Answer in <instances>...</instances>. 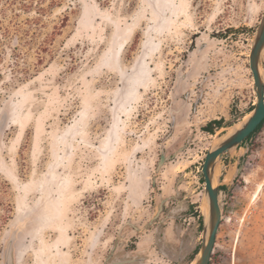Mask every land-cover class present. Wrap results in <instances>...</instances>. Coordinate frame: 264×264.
Listing matches in <instances>:
<instances>
[{"label": "rangeland", "instance_id": "1", "mask_svg": "<svg viewBox=\"0 0 264 264\" xmlns=\"http://www.w3.org/2000/svg\"><path fill=\"white\" fill-rule=\"evenodd\" d=\"M7 3L0 264L13 236V264H191L206 154L256 104L249 57L264 0ZM260 65L264 79V55ZM215 185L210 264H264V127L218 161Z\"/></svg>", "mask_w": 264, "mask_h": 264}, {"label": "water", "instance_id": "2", "mask_svg": "<svg viewBox=\"0 0 264 264\" xmlns=\"http://www.w3.org/2000/svg\"><path fill=\"white\" fill-rule=\"evenodd\" d=\"M263 55L264 15L257 29L249 57L250 69L253 73L256 93V104L254 105V109L251 112L252 115L240 129L235 130V132L232 134H227L225 139L220 140L213 148H211V150L208 151L202 167L201 175L203 176L204 182L206 183L205 194L209 202V222L207 225L205 223L203 225V240L200 252L194 262L195 264L211 263L217 234L222 224L223 202L220 189L215 185V169L217 163L224 155L241 146L244 141L250 135H252L264 121V79L261 74L260 65ZM166 160L167 158L163 154L161 156L159 168ZM165 202L166 200L162 202L156 216L150 221V225H152L162 214ZM127 225L133 226V224L127 222L121 229ZM135 228L138 229L137 227ZM14 239L15 238L13 236L6 246L4 253L5 264H13L12 250ZM133 262H135V260L116 261L110 264H129Z\"/></svg>", "mask_w": 264, "mask_h": 264}, {"label": "trees", "instance_id": "3", "mask_svg": "<svg viewBox=\"0 0 264 264\" xmlns=\"http://www.w3.org/2000/svg\"><path fill=\"white\" fill-rule=\"evenodd\" d=\"M19 0H8V3H7V5H5L6 7L8 6H10V5H15L16 4V2H18ZM22 1V0H21ZM20 3V5L23 7V9L22 10H24V11H27V10H29L31 7H32V4H27V3H25V2H19ZM13 9V8H12ZM12 9L10 8V10L12 11ZM38 11H39V13H41V12H44V9L42 8V7H40V8H38ZM6 13H7V9H3L2 10V15L3 16H6ZM16 16H17V14H15ZM253 110H251L250 112H252ZM249 112V113H250ZM224 127H226L225 126V120L224 119H220V120H212L211 122H209L203 129L206 131V132H208V133H210V134H213L214 132H215V130L216 129H221V128H224ZM264 127V121H263V123L258 127V129L252 134V135H250L245 141H247V140H249L254 134H256V133H258L259 131H261V129ZM244 141V142H245ZM244 144V143H243ZM242 144V145H243ZM203 183H204V179H203ZM3 189H5V185H3V184H1L0 183V203L2 202V199H1V196H2V194H3V192H5V191H1V190H3ZM7 208L5 209V211H6V214L4 215V217L5 218H7V214H9V213H11V205L10 204H7V206H6ZM4 218V219H5ZM203 225H204V218H203V216H200V228H201V231L203 232ZM201 248V247H200ZM199 252H200V249H197V251L196 252H194L193 253V257L191 258V263L192 262H194L195 260H196V258H197V256H198V254H199Z\"/></svg>", "mask_w": 264, "mask_h": 264}, {"label": "bare ground", "instance_id": "4", "mask_svg": "<svg viewBox=\"0 0 264 264\" xmlns=\"http://www.w3.org/2000/svg\"><path fill=\"white\" fill-rule=\"evenodd\" d=\"M250 116H247L242 123L238 124L237 126L233 127L230 129V133L229 134H232L233 132H235V130L237 129H240L243 124L251 117V113H249ZM225 137H223L221 140L225 139ZM207 201V205L204 207V211H203V215H204V223L207 225L208 222H209V202L207 199H205ZM192 264H195L194 262Z\"/></svg>", "mask_w": 264, "mask_h": 264}, {"label": "flooded vegetation", "instance_id": "5", "mask_svg": "<svg viewBox=\"0 0 264 264\" xmlns=\"http://www.w3.org/2000/svg\"><path fill=\"white\" fill-rule=\"evenodd\" d=\"M247 116H250L249 113H248ZM247 116H246V117H247ZM246 117H245V118H246ZM224 179H225V178H224ZM205 185H206V183H205ZM206 205H207V201L205 200L204 203H203V207H202V214H203V211H204V207H205ZM203 218H204V215H203ZM191 264H192V263H191Z\"/></svg>", "mask_w": 264, "mask_h": 264}]
</instances>
